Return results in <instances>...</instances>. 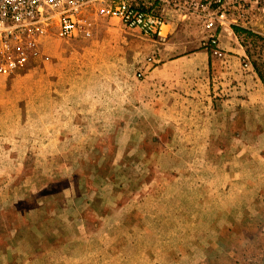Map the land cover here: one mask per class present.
I'll use <instances>...</instances> for the list:
<instances>
[{
    "label": "rangeland",
    "instance_id": "rangeland-1",
    "mask_svg": "<svg viewBox=\"0 0 264 264\" xmlns=\"http://www.w3.org/2000/svg\"><path fill=\"white\" fill-rule=\"evenodd\" d=\"M99 8L0 77V264H264V0L221 56Z\"/></svg>",
    "mask_w": 264,
    "mask_h": 264
},
{
    "label": "built area",
    "instance_id": "built-area-1",
    "mask_svg": "<svg viewBox=\"0 0 264 264\" xmlns=\"http://www.w3.org/2000/svg\"><path fill=\"white\" fill-rule=\"evenodd\" d=\"M145 1L151 6L134 0H0V77L37 58L40 39L53 31L62 39L89 36L90 25L83 16L95 5L102 17L118 18L124 27L150 38L167 35L170 20L165 11L183 19L197 17L208 32L207 44L221 56L219 32L245 26L241 14L233 12H243L252 0Z\"/></svg>",
    "mask_w": 264,
    "mask_h": 264
},
{
    "label": "trees",
    "instance_id": "trees-1",
    "mask_svg": "<svg viewBox=\"0 0 264 264\" xmlns=\"http://www.w3.org/2000/svg\"><path fill=\"white\" fill-rule=\"evenodd\" d=\"M234 31H235V33H238V34H240V33H242V32H244L245 30L244 29H242V28H240V27H234ZM255 65V71H256V73H257V75H258V77L260 78V80L263 82V84H264V69H263V65H262V67L261 66H259V64H254Z\"/></svg>",
    "mask_w": 264,
    "mask_h": 264
}]
</instances>
